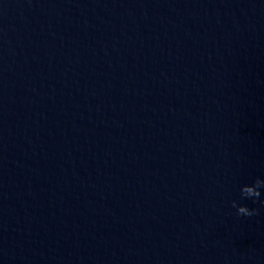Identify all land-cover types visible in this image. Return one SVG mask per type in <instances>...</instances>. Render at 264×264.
<instances>
[{"label":"clouds","instance_id":"1","mask_svg":"<svg viewBox=\"0 0 264 264\" xmlns=\"http://www.w3.org/2000/svg\"><path fill=\"white\" fill-rule=\"evenodd\" d=\"M264 190V179L257 177L250 184L242 185L240 188L241 199L252 200L253 202L260 201L264 205V200H261L262 191ZM232 207L236 209L237 216L252 217L257 214V209L249 208L247 205L238 204L237 201H232Z\"/></svg>","mask_w":264,"mask_h":264}]
</instances>
